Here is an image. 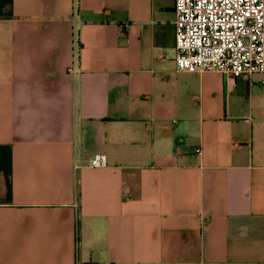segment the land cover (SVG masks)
<instances>
[{"label": "crops", "instance_id": "0c3cea01", "mask_svg": "<svg viewBox=\"0 0 264 264\" xmlns=\"http://www.w3.org/2000/svg\"><path fill=\"white\" fill-rule=\"evenodd\" d=\"M175 18L0 0V264H264V74L180 72Z\"/></svg>", "mask_w": 264, "mask_h": 264}, {"label": "built area", "instance_id": "2783aa9c", "mask_svg": "<svg viewBox=\"0 0 264 264\" xmlns=\"http://www.w3.org/2000/svg\"><path fill=\"white\" fill-rule=\"evenodd\" d=\"M175 14L180 72L264 74V0H175ZM88 165L105 167L106 156L97 154Z\"/></svg>", "mask_w": 264, "mask_h": 264}]
</instances>
